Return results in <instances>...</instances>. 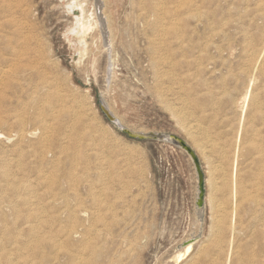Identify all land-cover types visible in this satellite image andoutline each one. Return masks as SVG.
<instances>
[{
	"label": "rangeland",
	"instance_id": "rangeland-1",
	"mask_svg": "<svg viewBox=\"0 0 264 264\" xmlns=\"http://www.w3.org/2000/svg\"><path fill=\"white\" fill-rule=\"evenodd\" d=\"M262 6L0 0V264H264Z\"/></svg>",
	"mask_w": 264,
	"mask_h": 264
},
{
	"label": "water",
	"instance_id": "water-1",
	"mask_svg": "<svg viewBox=\"0 0 264 264\" xmlns=\"http://www.w3.org/2000/svg\"><path fill=\"white\" fill-rule=\"evenodd\" d=\"M100 7H101V0H97V8L99 11H100ZM100 108H101V111L103 112V114L105 115V117L110 122H114L115 124H117V126L124 133H126L128 136H130L132 138H138V139H154V140L169 142V143H172V144L184 149L186 152H188L190 154V156L192 157V159L195 163L197 173H198L199 194H198L197 205H198L199 210H201L203 207V204H204V199H205V178H204V174H203V171L201 168L200 160H199L197 154L195 153L194 149L185 140H183L182 138H180L176 135H173V134L154 133V132L143 133V132L133 131V130L119 124L117 122L116 117L111 113V111L107 108V106L104 102L100 103Z\"/></svg>",
	"mask_w": 264,
	"mask_h": 264
},
{
	"label": "bare ground",
	"instance_id": "bare-ground-1",
	"mask_svg": "<svg viewBox=\"0 0 264 264\" xmlns=\"http://www.w3.org/2000/svg\"><path fill=\"white\" fill-rule=\"evenodd\" d=\"M258 7H261V6L259 5ZM262 7H263V6H262ZM79 8H80V7H79ZM96 8H97V7H96ZM246 9H247V8H246ZM263 9H264V7H263ZM199 10H200V9H199ZM244 10H245V9H244ZM260 10H261V9H260ZM98 11H99V10H98ZM262 11H263V10H262ZM195 13H196V12H195ZM197 13H198V15H199L200 11H199V12L197 11ZM255 14H256V13H255ZM204 15H205V14H204ZM81 16H82V14H81ZM189 16H190V15H189ZM196 16H197V15H196ZM202 16H203V15H202ZM197 17H198V16H197ZM179 18H180V17H179ZM86 19H87V18H86ZM176 19H177V18H176ZM182 19H183V18H182ZM201 19H202V17H201ZM201 19H200V20H201ZM88 20H89V19H88ZM89 23H90V22H89ZM171 23H172V22H171ZM174 23H175V21H174ZM174 23H173V24H174ZM81 24H82V23H81ZM87 25H88V24H87ZM174 25H177V24L175 23ZM178 25H179V27L181 26L180 24H178ZM88 26H90V24H89ZM88 26H87V28H88ZM165 26H166V25H165ZM170 26H171V25H170ZM82 27H83V25H82ZM84 27L86 28V26H84ZM174 27H175V26H174ZM177 27H178V26H177ZM177 27H175V28H177ZM165 28H166V27H165ZM181 28H182V27H181ZM77 29H78V28H77ZM81 29H82V28H81ZM177 30H178V29H177ZM162 31H164V30L162 29ZM82 33H83V30H82ZM175 34H176V33H175ZM179 34H180V32H179ZM179 34H178V35H179ZM82 41H83V39H82ZM80 43H81V42H80ZM84 44H85V43H84ZM261 44H262V43H261ZM85 45H86V44H85ZM81 46H82V45H81ZM83 46H84V45H83ZM259 46H260V45H259ZM261 47H262V46H261ZM263 48H264V46H263ZM83 49H84V48H83ZM84 50H86V49H84ZM256 51H257V50H256ZM84 52H85V51H84ZM85 53H86V52H85ZM262 66H263V65H262ZM256 68H257V67H256ZM263 69H264V68H263ZM259 71H260V70H259ZM247 74H248V73H247ZM52 94H53V93H52ZM47 95H48V94H47ZM60 95H61V94H59V96H60ZM254 95H255V94H254ZM56 96H57V95H56ZM62 98L64 99L65 97L62 96ZM253 98H254V97H253ZM253 98H251V99H252V100H251L252 102H253ZM47 99H48V97H47ZM56 99H57V98H56ZM59 99H60V98H59ZM48 100H49V99H48ZM66 100H67V99H66ZM68 100H71V99H68ZM68 100H67V101H68ZM259 100H260V99H259ZM52 101H53V100H52ZM58 101H60V100H58ZM63 101H64V100H63ZM63 101H62V102H63ZM256 101H257V100H255V102H256ZM44 102H45V101H44ZM44 102H43V103H44ZM257 102H258V101H257ZM45 103H46V102H45ZM242 103H243V102H242ZM48 104H49V103H48ZM64 104H66V102H65ZM64 104H63V105H64ZM73 104H74V103H73ZM260 104H261V103H260ZM63 105H62V106H63ZM67 105H68V104H67ZM242 105H243V104H242ZM50 106H51V105H50ZM70 106H71V105H70ZM106 106H107V108L111 111V113L116 117L117 122H118L119 124L123 125L121 119L117 116V114H115V112L113 111V109H111V107H110L109 105H106ZM257 106H259V105H257ZM63 107H64V106H63ZM68 107H69V106H68ZM69 108H70V107H69ZM76 108H77V107H76ZM44 109H45V108H44ZM61 109H62V107H61ZM61 109H60V110H61ZM63 109H64V108H63ZM71 109H72V108H71ZM77 110H78V109H77ZM75 111H76V110H75ZM38 112H39V111H38ZM52 112H54V111H52ZM58 112H59V111H58ZM72 112H73V111H72ZM72 112H71V113H72ZM77 112H78V111H77ZM258 112H259V111H258ZM79 113H80V111H79ZM50 114H51V113H50ZM50 114H49V115H50ZM53 114H54V113H53ZM72 114H73V113H72ZM73 115H74V114H73ZM75 115H76V114H75ZM77 115H78V113H77ZM36 116H37V114H36ZM70 116H71V115H70ZM79 116H81V115H79ZM79 116H78V118H79ZM53 117H54V116H53ZM71 117H72V116H71ZM71 117H70V119H72ZM261 117H262V115H261ZM50 118H51V117H50ZM57 118H58V117H57ZM76 118H77V117H76ZM55 119H56V118H55ZM70 119H69V120H70ZM46 120H47V119H46ZM77 120H78V119H77ZM71 121H72V120H71ZM71 121H70V122H71ZM75 121H76V120H75ZM45 122H47V121H45ZM73 123H74V122H73ZM73 123L71 124V126L73 125ZM45 125H48V124H45ZM116 125H117V124H116ZM66 126H67V125H66ZM73 126H74V125H73ZM191 126H192V125H191ZM64 128H65V127H64ZM127 128H128V127H127ZM191 128H192V127H191ZM71 129H72V128H71ZM71 129H70V130H71ZM189 129H190V128H189ZM189 129H188V130H189ZM197 129H198V128H197ZM64 130H65V129H64ZM72 130H73V129H72ZM133 131H134V130H133ZM135 131H136V130H135ZM194 131H195V130H194ZM66 132H67V131H66ZM71 132H72V131H71ZM192 132H193V131H192ZM144 133H145V132H144ZM24 134H25V133H24ZM64 134H66V137H68L67 133H64ZM64 134H63V135H64ZM68 134H69V133H68ZM64 136H65V135H64ZM69 136H70V135H69ZM77 136H78V135H77ZM68 138H69V137H68ZM76 138H77V137H76ZM73 139H74V138H73ZM64 140H65V139H64ZM64 140H61V141L64 142ZM66 140H67V139H66ZM66 140H65V141H66ZM78 140H79V138H78ZM76 141H77V140H76ZM69 142H71V141H69ZM77 142H78L77 144L80 145L79 141H77ZM65 143H66V142H65ZM66 144H67V143H66ZM77 144H75V145H77ZM201 144H202V143H201ZM79 145H78V146H79ZM206 145H207V144H206ZM60 146H61V145H60ZM67 146H68V145H67ZM67 146H66V147H67ZM202 146H203V145H202ZM79 147H80V146H79ZM198 147H199V146H198ZM60 148H61V147H60ZM192 148H193V147H192ZM201 148H202V147H201ZM203 148H204V147H203ZM61 149H62V148H61ZM74 149H75V146H74ZM80 149H81V147H80ZM59 150H60V149H59ZM66 150H67V149H66ZM78 150H79V149H78ZM204 150H205V149H204ZM204 150H203V151H204ZM67 151H68V150H67ZM69 151H71V150H69ZM199 151H200V150H199ZM260 151H261V150H260ZM76 152H77V151H76ZM204 152H205V151H204ZM65 153H66V152H65ZM77 153H79V151H78ZM260 153H261V152H260ZM75 154H76V153H75ZM204 154H205V153H204ZM263 154H264V153H263ZM263 154H262V155H263ZM69 155H70V154H69ZM260 155H261V154H260ZM73 156H74V155H73ZM75 156H77V155H75ZM74 158H75V157H73V159H74ZM262 158H263V157H262ZM75 159H76V158H75ZM259 160H260V159H259ZM260 161H262V160H260ZM208 162H209V161H208ZM263 162H264V161H263ZM263 162H261V163H263ZM73 163H74V160H73ZM75 163H77V162H75ZM75 163H74V164H75ZM73 166H74V165H73ZM263 171H264V170H263ZM7 174H8V172H7ZM8 175H9V174H8ZM68 175H69V173H68ZM71 177H73V176H71ZM6 180H7V179H6ZM13 180H14V179H13ZM68 180H69V179H68ZM11 181H12V180H11ZM232 181H234V180H232ZM6 183H7V182H6ZM15 183H16V182H15ZM233 183H234V182H233ZM7 184H8V183H7ZM11 184H13V183H11ZM232 185H233V184H232ZM18 186H19V185H18ZM74 186H75V185H74ZM15 187H16V186H15ZM15 187H14V188H15ZM71 187H72V186H71ZM4 188H5V187H4ZM16 188H17V187H16ZM24 188H25V187H24ZM72 188H73V187H72ZM231 188H232V187H231ZM4 190H5V189H4ZM16 190H17V189H16ZM57 190H58V189H57ZM70 190H71V189H70ZM233 191H234L233 193H235V190H233ZM2 192H4V191H2ZM59 193H60V191H59ZM75 193H77V195H78V192H75ZM230 193H231V192H230ZM233 193H231V194H233ZM20 194H21V193H20ZM63 194H64V192H63ZM53 195H55V194H53ZM55 196L58 197V194L55 195ZM80 196H81V195H80ZM65 197H66V196H65ZM257 198H258V197H257ZM260 198H261V197H260ZM76 199H77V197H76ZM211 200H212V199H211ZM253 200H254V199H253ZM79 201H80V200H79ZM211 202H212V201H211ZM67 203H69V202H67ZM67 203H65V204H67ZM78 203H79V202H78ZM216 206H217V205H216ZM216 206H215V207H216ZM80 207H81V206H80ZM215 207H214V209H215ZM64 208H65V207H64ZM64 208H62V209H64ZM66 208H67V207H66ZM66 208H65V209H66ZM219 208H220V207H219ZM83 209H84V208H83ZM217 209H218V208H217ZM73 210H74V208H73ZM221 210H223V209H221ZM219 211H220V209H219ZM73 212H74V211H72V213H73ZM217 212H218V211H217ZM75 213H76V211H75ZM69 215H70V214H69ZM219 215H220V213H219ZM73 216H74V214H73ZM79 217H81V216L79 215ZM221 217H222V215L220 216V218H221ZM72 218H73V217H72ZM75 218H76V217H75ZM215 218H216V217H215ZM72 220H73V219H72ZM80 220H81V219H80ZM218 220H219V219H218ZM218 220H216V221H218ZM75 222H76V221H75ZM225 222H226V221H225ZM225 222H224V224L230 223V222H227V223H225ZM216 223H217V222H216ZM217 224H218V223H217ZM225 226L227 227L228 224L225 225ZM223 227H224V226H223ZM221 228H222V227H221ZM75 229H76V228H75ZM72 230H74V229H72ZM66 231H67V230H66ZM75 231H76V230H75ZM66 233H67V232H66ZM66 233H63V234H66ZM68 233H69V232H68ZM220 233H221V232H220ZM76 234H77V233H76ZM218 234H219V233H218ZM69 235H70V234H69ZM77 235H78V234H77ZM216 235H217V234H216ZM221 235H222V234H221ZM64 237H65V236H64ZM77 237L79 238V236H77ZM56 238H57V237H56ZM56 238H55V239H56ZM61 238H62V237H61ZM86 238H87V236H86ZM42 239H44V238H42ZM58 239H59V238H58ZM58 239H57V240H58ZM35 240H36V239H35ZM57 240H56V241H57ZM62 241H63V240H62ZM83 241H84V240H83ZM83 241H82V242H83ZM222 241H223V240H222ZM34 242H35V241H34ZM60 242H61V241H60ZM226 242H227V241H226ZM226 242H225V243H226ZM36 243H37V242H36ZM57 243H59V241H58ZM57 243H55V244H56L55 246H57ZM61 243H62V242H61ZM192 243H193V242H192ZM192 243H191V241L187 242V246H186V248H185V249H186V252L191 251V249H192V247H193ZM42 244H43V243H41V245H42ZM39 245H40V244H39ZM73 245H74V244H73ZM87 245H88V243H87ZM33 246H35V245H33ZM55 246H54V247H55ZM58 246H59V245H58ZM64 246H65V245H64ZM82 246H84V244H82ZM41 247H43V246H41ZM75 248H76V247H75ZM95 248H96V247H95ZM29 249H30V248H29ZM47 249H48V248H47ZM55 249H56L55 251H57V248H55ZM76 249H77V248H76ZM81 249H83V247L80 248V250H81ZM91 249H92V247H91ZM41 250H42V249H41ZM58 250H59V249H58ZM97 250H98V249H97ZM43 251H44V250H43ZM66 251H67V250H66ZM71 251H72V250H71ZM77 251H79V250H77ZM81 251H82V250H81ZM79 252H80V251H79ZM32 253H33V251H32ZM80 254H81V253H80ZM81 255H82V254H81ZM83 255H85V254H83ZM1 256H2V255H1ZM5 256H7V255H5ZM91 256H93V255H91ZM2 257H3V256H2ZM33 257H34V256H33ZM35 257H36V256H35ZM74 257H75V256H74ZM74 257H73V258H74ZM78 257H79V256H78ZM85 257H86V256H85ZM181 257H182V254H180V255L178 256V258H181ZM75 258H77V257H75ZM82 258H83V257H82ZM82 258H81V259H82ZM87 258H88V257H87ZM1 259H2V258H1ZM8 259H10V257H9ZM8 259H7V260H8ZM3 260H4V259H3ZM7 260H5V261H7ZM29 260H30V259H29ZM31 260H32V259H31ZM74 260H75V259H74ZM9 261H10V260H9ZM32 261H33V260H32ZM32 261H31V262H32ZM34 261H35V260H34ZM0 262H1V260H0ZM25 262H26V261H25ZM75 262H76V261H75ZM7 263H9V262L7 261ZM7 263H6V264H7ZM19 263H20V262H19ZM70 263H72V262H70ZM77 263H78V262H77ZM81 263H86V262L82 260ZM1 264H2V263H1ZM10 264H11V263H10ZM29 264H30V262H29ZM31 264H32V263H31ZM33 264H34V263H33ZM52 264H53V262H52ZM73 264H74V263H73ZM86 264H87V263H86ZM90 264H91V263H90Z\"/></svg>",
	"mask_w": 264,
	"mask_h": 264
}]
</instances>
